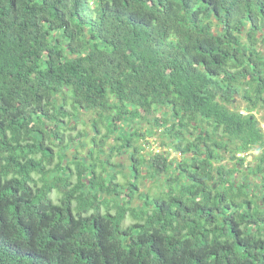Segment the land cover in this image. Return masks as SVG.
<instances>
[{
  "label": "trees",
  "instance_id": "16d2710c",
  "mask_svg": "<svg viewBox=\"0 0 264 264\" xmlns=\"http://www.w3.org/2000/svg\"><path fill=\"white\" fill-rule=\"evenodd\" d=\"M263 48L264 0H0V264H264Z\"/></svg>",
  "mask_w": 264,
  "mask_h": 264
},
{
  "label": "rangeland",
  "instance_id": "374dc122",
  "mask_svg": "<svg viewBox=\"0 0 264 264\" xmlns=\"http://www.w3.org/2000/svg\"><path fill=\"white\" fill-rule=\"evenodd\" d=\"M264 49V48H263ZM236 105L235 106H243L244 102L242 101L240 96L235 97ZM263 112L258 113L256 116L259 119L260 126L264 132V121L262 120ZM156 117H161V113L158 112L155 114ZM96 116L92 113H84L79 112L76 117L77 120L68 121L67 118L64 119V123L61 124V132L64 135L65 143L67 145L71 139H73V144L70 149L67 151V156L69 158L79 155L81 157H87L90 153V150L93 149L92 138L95 137L94 130L91 126L92 120ZM152 119V118H149ZM150 123V122H149ZM152 123V122H151ZM138 126L143 128V132L145 133L151 126L148 124V121H139ZM152 133L149 135H144L141 137L140 141L135 144L136 148H138V154L134 153V148H126L119 153H115L112 155L110 159V163L113 166L118 167L117 170L123 172L128 175L129 168L131 165L130 158L132 155H137L139 158H145L146 161L152 160L157 155H163L167 157L168 162L173 159L179 158V154L175 153L173 149L167 148L163 146V143H167V138L163 137L161 131L157 128L151 130ZM106 130H101V135L105 134ZM98 136V138L101 137ZM115 137V136H114ZM50 141L53 143L55 141L54 138H50ZM114 145L113 137L107 139L106 146L104 147V153L99 156V159H106V157L110 154V148ZM141 145V146H139ZM53 150L58 151L56 148ZM54 152V153H55ZM94 157L97 156L96 151H94ZM258 151H253V154H257ZM251 160V158H249ZM150 163V162H149ZM148 163V164H149ZM74 169V166H72ZM120 168V169H119ZM113 169V168H112ZM99 170V169H98ZM111 171V167L108 168ZM151 172V171H150ZM164 175L161 176L160 180L156 182H151L147 177V179H143L142 182L139 183V193H148L150 196L156 195L160 191V186L163 185ZM117 182L121 184H125L126 180L122 177V174L117 175ZM139 197H135L133 200L132 207H136L139 204ZM133 223V219L126 218L124 225L127 226Z\"/></svg>",
  "mask_w": 264,
  "mask_h": 264
}]
</instances>
